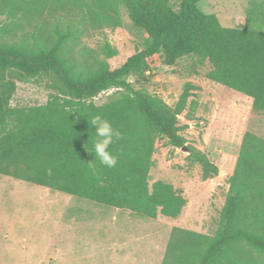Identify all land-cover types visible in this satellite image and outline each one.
<instances>
[{
    "label": "trees",
    "instance_id": "1",
    "mask_svg": "<svg viewBox=\"0 0 264 264\" xmlns=\"http://www.w3.org/2000/svg\"><path fill=\"white\" fill-rule=\"evenodd\" d=\"M169 0H0V35L21 22L34 25L30 41L0 38V175L48 188L140 217L177 218L186 201L170 184H150L154 144L163 138L173 148L186 141L178 116L194 112L187 84L174 107L155 95L133 90L127 77L148 70L147 60L161 54L172 66L185 56L207 61L206 79L251 100L264 112V31L226 28L202 12V0H182L178 11ZM148 36V46L110 70L74 56L81 37L122 25L121 7ZM39 29V30H38ZM105 57L114 50L102 46ZM51 74L61 93L43 105L11 107L14 82ZM128 92L103 105L99 93ZM100 114L120 133L110 151L114 168L102 166L91 152V118ZM188 160L201 169L202 180L217 176V166L189 147ZM212 235L173 228L162 264H264V139L246 132Z\"/></svg>",
    "mask_w": 264,
    "mask_h": 264
},
{
    "label": "rangeland",
    "instance_id": "2",
    "mask_svg": "<svg viewBox=\"0 0 264 264\" xmlns=\"http://www.w3.org/2000/svg\"><path fill=\"white\" fill-rule=\"evenodd\" d=\"M181 1L169 0L168 5L178 11ZM197 6L214 15L223 27L264 31V0H202ZM121 16L120 27L81 37L72 54L88 66L100 60L113 70L145 49L148 36L130 21L123 6ZM33 28L21 22L0 38L30 41ZM105 42L115 52L112 58L102 52ZM161 57L149 58L148 70L131 73L127 82L133 90L155 95L171 107L184 87L191 85L187 102L195 101L194 112L178 116L180 134L186 148L205 153L217 166V176L202 180L200 167L188 160L187 152L158 138L150 184H170L186 204L175 219H148L0 175V264H162L173 228L213 234L242 137L248 132L264 139V112L253 110L251 100L242 94L206 79L211 70L207 61L185 56L165 66ZM7 78L15 85L11 107L43 105L50 93H61L51 74L23 79L10 72ZM127 93L108 89L93 98V103L103 105Z\"/></svg>",
    "mask_w": 264,
    "mask_h": 264
},
{
    "label": "clouds",
    "instance_id": "3",
    "mask_svg": "<svg viewBox=\"0 0 264 264\" xmlns=\"http://www.w3.org/2000/svg\"><path fill=\"white\" fill-rule=\"evenodd\" d=\"M90 124L94 129L91 152L102 166L109 169L114 168L118 163V157L110 151V145L114 138H120L119 131L100 114L93 116Z\"/></svg>",
    "mask_w": 264,
    "mask_h": 264
},
{
    "label": "water",
    "instance_id": "4",
    "mask_svg": "<svg viewBox=\"0 0 264 264\" xmlns=\"http://www.w3.org/2000/svg\"><path fill=\"white\" fill-rule=\"evenodd\" d=\"M181 151H183V152H187V153H188V148H186V146L184 145V146L181 148Z\"/></svg>",
    "mask_w": 264,
    "mask_h": 264
}]
</instances>
